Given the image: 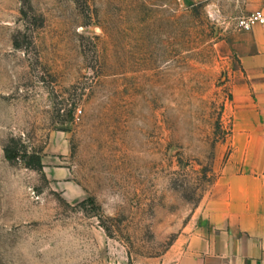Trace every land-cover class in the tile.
<instances>
[{
  "label": "rangeland",
  "instance_id": "obj_1",
  "mask_svg": "<svg viewBox=\"0 0 264 264\" xmlns=\"http://www.w3.org/2000/svg\"><path fill=\"white\" fill-rule=\"evenodd\" d=\"M263 2L0 0V264H162L229 159Z\"/></svg>",
  "mask_w": 264,
  "mask_h": 264
},
{
  "label": "crops",
  "instance_id": "obj_2",
  "mask_svg": "<svg viewBox=\"0 0 264 264\" xmlns=\"http://www.w3.org/2000/svg\"><path fill=\"white\" fill-rule=\"evenodd\" d=\"M231 51L239 66L230 102L231 153L214 195L162 264H264V27L237 31Z\"/></svg>",
  "mask_w": 264,
  "mask_h": 264
},
{
  "label": "built area",
  "instance_id": "obj_3",
  "mask_svg": "<svg viewBox=\"0 0 264 264\" xmlns=\"http://www.w3.org/2000/svg\"><path fill=\"white\" fill-rule=\"evenodd\" d=\"M253 26L264 27V9L240 17L236 22V27L240 31H249Z\"/></svg>",
  "mask_w": 264,
  "mask_h": 264
},
{
  "label": "trees",
  "instance_id": "obj_4",
  "mask_svg": "<svg viewBox=\"0 0 264 264\" xmlns=\"http://www.w3.org/2000/svg\"><path fill=\"white\" fill-rule=\"evenodd\" d=\"M5 158H6L7 160L14 159L13 156H11V153L8 152V151H7L6 154H5Z\"/></svg>",
  "mask_w": 264,
  "mask_h": 264
}]
</instances>
